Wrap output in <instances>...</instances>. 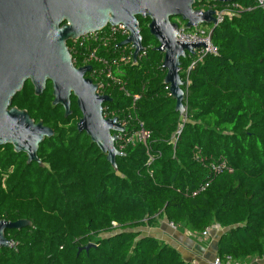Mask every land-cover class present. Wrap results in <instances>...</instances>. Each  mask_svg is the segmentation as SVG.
Segmentation results:
<instances>
[{"label":"trees","instance_id":"16d2710c","mask_svg":"<svg viewBox=\"0 0 264 264\" xmlns=\"http://www.w3.org/2000/svg\"><path fill=\"white\" fill-rule=\"evenodd\" d=\"M237 0L242 10L224 15L210 38L207 54L183 87L184 114L175 110L163 83V53L137 17L143 51L134 62L120 59L126 38L120 31L95 57L110 66L114 82L98 91L111 97L105 117L117 116L125 132L139 121L150 132L148 148L128 145L114 170L85 133L76 129L81 113L71 95V115L52 105L48 81L36 96L29 81L13 98L54 134L39 144L36 162L11 145L0 147V220L27 219L30 225L7 229L9 248L0 264H191L179 252L140 228L156 227L164 217L191 233L212 224L224 229L217 255L236 261L264 256V0ZM224 3L196 1L195 9ZM108 28V27H107ZM67 47L76 67L91 43ZM124 54H130L129 47ZM76 59V60H75ZM115 60V63L113 61ZM184 71L190 60L181 59ZM92 67L97 62L91 61ZM181 78L186 79L180 72ZM97 83L88 72L85 75ZM134 96H137L135 99ZM119 148V142L116 141ZM149 155L153 161L149 164ZM88 244L94 246L84 249Z\"/></svg>","mask_w":264,"mask_h":264},{"label":"water","instance_id":"95a60500","mask_svg":"<svg viewBox=\"0 0 264 264\" xmlns=\"http://www.w3.org/2000/svg\"><path fill=\"white\" fill-rule=\"evenodd\" d=\"M196 1L202 0H0V147L11 145L14 152L26 155L28 164L42 165L37 156L39 144L52 137L54 130L41 120L35 122L26 110L11 104L25 82L29 81L34 94L39 96L49 81L52 105L61 106L64 117H68L70 97L76 98L81 113L77 131L85 133L116 170V157L123 152L115 143L125 127L117 116H104L102 105L110 102L111 97L100 93L97 83L85 76L92 69L90 64L74 65L67 42L122 25L128 35L118 46L130 45L135 62L144 49L137 17L149 19L148 30L158 42L154 49L163 53V83L175 101V110L184 114L181 59L206 44L177 40L179 22L172 18H180L186 29L201 24L212 25L213 29L217 25L216 11L195 9ZM30 224L27 219L0 220V248L11 246L5 237L7 229H21ZM92 246L88 244L84 249Z\"/></svg>","mask_w":264,"mask_h":264},{"label":"built area","instance_id":"2783aa9c","mask_svg":"<svg viewBox=\"0 0 264 264\" xmlns=\"http://www.w3.org/2000/svg\"><path fill=\"white\" fill-rule=\"evenodd\" d=\"M260 4V6H263V1L262 0H257ZM208 8L214 9L216 11V17H217V24L223 19L224 15H231V14H237L242 10V7L235 2H230V3H224V6L222 9H217L215 4L212 6H209ZM207 8V9H208ZM205 10V9H202ZM179 22V30L177 33V40L179 41H184V42H199V41H204L206 44V47H199V48H194V54L187 53L185 58L189 59L190 62L186 69L184 71L180 70V72L185 74V85L187 86L189 81H188V74L192 68L198 63L201 62L203 57L207 54H214L216 53V47L213 45L210 35L212 32V25H195L190 30L186 29L184 24L185 22L183 21H178ZM120 31L121 34L128 35L127 31L123 28L122 25L117 26V27H106L102 31L98 32H93L87 35H84L82 37L74 39V44L72 46V49H74L76 43L77 45H82L84 43H91L94 45L92 48L91 52H83L80 54L81 57V63L83 65L91 64V61L94 60L97 62V66L102 65V68H93L91 69L90 73L91 76H93L97 80V85L98 87L103 85V79L105 80H111L114 82V77L111 72L110 66L107 64V61L102 58V57H95V51L96 47L98 46L99 43H102L103 45H106L108 41L111 40V37L113 34L116 32ZM129 47L130 54L125 55L124 54V48ZM123 46V54H121L120 59L122 61L128 60L130 57H132V49L130 45ZM76 60V59H75ZM73 63L74 60L72 59ZM115 63V60L113 61ZM168 88V87H167ZM136 99L137 96H134ZM124 123H126L124 121ZM124 123H121L123 126L125 125ZM150 139V132L144 128L143 123L141 121L138 122L137 128L130 133H121L119 134L118 142H119V149L128 146V145H136V144H141L144 147L148 148V141ZM153 161V158L149 155L148 158V163L150 164ZM211 227V226H210ZM210 227L206 228L203 232V236H207ZM214 228H220L218 224L212 225ZM211 264H240L239 261L234 260L231 256L229 255H223L219 256L216 255Z\"/></svg>","mask_w":264,"mask_h":264},{"label":"crops","instance_id":"0c3cea01","mask_svg":"<svg viewBox=\"0 0 264 264\" xmlns=\"http://www.w3.org/2000/svg\"><path fill=\"white\" fill-rule=\"evenodd\" d=\"M212 225L207 236H203L202 233H191L180 225L175 226L163 217L156 227H148L152 232L145 235L153 236L169 244L179 252L181 259L185 262L211 264L217 255V244L224 230L220 226V228H214ZM240 264H264V256L249 257L240 261Z\"/></svg>","mask_w":264,"mask_h":264},{"label":"rangeland","instance_id":"374dc122","mask_svg":"<svg viewBox=\"0 0 264 264\" xmlns=\"http://www.w3.org/2000/svg\"><path fill=\"white\" fill-rule=\"evenodd\" d=\"M202 25H205V26H206V24H202ZM188 30H190V29H188ZM162 218H163V217H162ZM162 218H160L159 221H160ZM159 221H158V222H159ZM140 231H141L143 234H149V233L152 232L151 229L148 228V226H145V227L140 228Z\"/></svg>","mask_w":264,"mask_h":264},{"label":"flooded vegetation","instance_id":"af4514ba","mask_svg":"<svg viewBox=\"0 0 264 264\" xmlns=\"http://www.w3.org/2000/svg\"><path fill=\"white\" fill-rule=\"evenodd\" d=\"M172 20H173V21H177V20H178V21H181V19L178 18V17H174V18H172Z\"/></svg>","mask_w":264,"mask_h":264}]
</instances>
